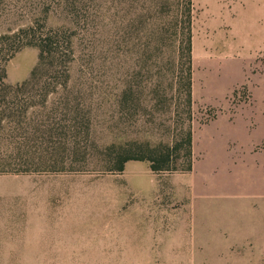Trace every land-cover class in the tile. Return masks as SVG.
<instances>
[{
	"label": "rangeland",
	"instance_id": "1",
	"mask_svg": "<svg viewBox=\"0 0 264 264\" xmlns=\"http://www.w3.org/2000/svg\"><path fill=\"white\" fill-rule=\"evenodd\" d=\"M95 3L78 59L96 81L109 69L118 78L132 64L123 7ZM193 8L192 170L155 174L130 161L121 173L0 175V214L17 213L22 250L0 264H264V0ZM36 63L35 49L16 54L7 83L27 80ZM138 131L109 104L97 108L100 144Z\"/></svg>",
	"mask_w": 264,
	"mask_h": 264
},
{
	"label": "trees",
	"instance_id": "2",
	"mask_svg": "<svg viewBox=\"0 0 264 264\" xmlns=\"http://www.w3.org/2000/svg\"><path fill=\"white\" fill-rule=\"evenodd\" d=\"M95 1L0 0V175L121 173L130 161L155 174L192 170L193 0H112L123 7L119 38L132 64L103 81L80 64L75 44ZM27 48L37 63L10 85L7 64ZM108 104L119 125L142 131L97 142L95 112Z\"/></svg>",
	"mask_w": 264,
	"mask_h": 264
},
{
	"label": "crops",
	"instance_id": "3",
	"mask_svg": "<svg viewBox=\"0 0 264 264\" xmlns=\"http://www.w3.org/2000/svg\"><path fill=\"white\" fill-rule=\"evenodd\" d=\"M16 215L11 209L0 214V263L15 262L22 255L21 240L17 241L16 229L12 228Z\"/></svg>",
	"mask_w": 264,
	"mask_h": 264
}]
</instances>
